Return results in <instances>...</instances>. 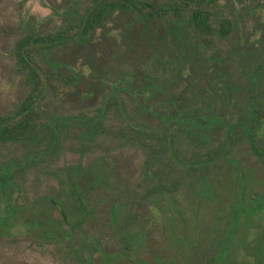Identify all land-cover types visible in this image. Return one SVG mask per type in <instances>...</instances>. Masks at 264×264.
<instances>
[{"label":"rangeland","instance_id":"1","mask_svg":"<svg viewBox=\"0 0 264 264\" xmlns=\"http://www.w3.org/2000/svg\"><path fill=\"white\" fill-rule=\"evenodd\" d=\"M72 1L0 0V116L15 119L28 92L15 42L66 26ZM214 11L227 36L114 11L39 60L43 74L65 80L32 108L37 126L50 116H88L100 120L103 135L81 145L68 125L49 169L28 168L0 185V264H203L214 253L224 254L220 264L253 263L264 238V6L220 0ZM240 118L255 127L263 155L247 140L222 146L219 120ZM173 146L181 155L217 152L221 168L162 192ZM20 153L7 146L0 162ZM147 158L156 164L149 175ZM84 166L94 167L93 188L82 181L80 202L68 205L66 174Z\"/></svg>","mask_w":264,"mask_h":264},{"label":"trees","instance_id":"2","mask_svg":"<svg viewBox=\"0 0 264 264\" xmlns=\"http://www.w3.org/2000/svg\"><path fill=\"white\" fill-rule=\"evenodd\" d=\"M220 0H73L67 10L68 24L60 29L51 32L39 33L31 30L20 37L14 45V57L19 72L26 75L28 79V92L21 100L18 108L13 113V117L0 116V152L7 146L20 147L19 157H13L5 162H0V185L8 186L13 183L15 175L20 171L32 168L34 171L42 172L49 169V161H52V155L55 153L54 148L58 146L62 139L63 133L72 129L73 138L85 144L86 142L94 143L103 135V124L100 120H94L88 116L82 117H59L50 116L42 126H37L36 113L33 111L34 105L45 94L46 91L58 90L65 77L46 76L43 74L39 60L44 61L47 52L58 46L67 44L72 40L82 39L90 30L101 24L103 18L114 11H119L129 15L137 20L155 21L157 19L173 20L191 27L197 32L213 34L217 31L222 36H227L229 29L226 20L217 17L215 8L218 7ZM257 5L264 6V0H253ZM216 23V26L213 24ZM216 27L217 29H215ZM44 75V76H43ZM55 82L58 83L55 84ZM256 79L251 81L252 87L255 88ZM60 83V84H59ZM105 106H108L105 104ZM104 105L97 111V114L103 113ZM217 114V113H216ZM216 114L211 116L215 117ZM212 117V119H214ZM211 119V120H212ZM218 125L224 133L225 145L231 147L233 141L251 143L252 150L259 155L262 151L256 148L255 139L258 135L255 127L247 125L244 118L238 119L237 122L225 121L220 119ZM193 127L192 129H194ZM65 138L67 135H64ZM173 140V139H172ZM171 144L165 147L164 152L172 148ZM254 140V141H253ZM229 141V144L228 142ZM164 146V145H162ZM221 146V148H222ZM172 149L174 157L168 159L167 166L172 167L169 175L161 178L159 189H178L183 180L187 177L198 176L204 178L210 171H218L222 162L218 158L217 152L213 157L194 151L190 154L177 152L175 146ZM145 173L149 175L156 164L151 159H146ZM81 168V169H80ZM72 171L69 178L66 174V184L62 186L61 193L68 205L79 203V196L85 192L82 181L91 183L95 178L94 167H80ZM201 173L202 175H200ZM100 178V176H97ZM89 185V184H87ZM159 190V191H160ZM76 191V195L75 192ZM163 192V191H162ZM79 193V195H77ZM83 197H80V200ZM240 200V199H239ZM241 201V200H240ZM239 201V203H240ZM237 203L235 212L231 217V223L237 225L238 212L241 203ZM55 208V205H51ZM54 206V207H53ZM86 245L80 243L79 251L83 252ZM96 252H100V247H93ZM82 254V253H81ZM92 254V253H91ZM215 254V255H214ZM212 254L205 258L203 264H220V259L224 254ZM73 259H77L80 254L77 251L71 253ZM252 264H264V238L258 243L257 253H253ZM201 264V262L199 263Z\"/></svg>","mask_w":264,"mask_h":264},{"label":"flooded vegetation","instance_id":"3","mask_svg":"<svg viewBox=\"0 0 264 264\" xmlns=\"http://www.w3.org/2000/svg\"><path fill=\"white\" fill-rule=\"evenodd\" d=\"M78 259V258H77Z\"/></svg>","mask_w":264,"mask_h":264}]
</instances>
